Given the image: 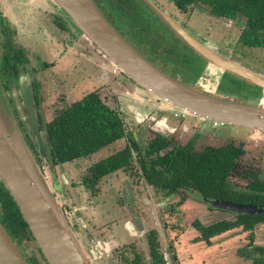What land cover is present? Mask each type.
Masks as SVG:
<instances>
[{
  "label": "flooded vegetation",
  "instance_id": "obj_1",
  "mask_svg": "<svg viewBox=\"0 0 264 264\" xmlns=\"http://www.w3.org/2000/svg\"><path fill=\"white\" fill-rule=\"evenodd\" d=\"M151 1L163 12L167 10H163L159 6H164L162 3L156 0ZM99 3L111 17L115 27L121 31L128 42L144 48L147 53L152 54V56L154 55V57L156 56V62L165 69H181L185 73L194 76V83H191L193 89L198 91L200 87L202 88L212 82L219 92L223 91V89L219 88L220 84L228 86L229 88L239 89L241 90L240 94L244 93L242 91L245 88L248 91L253 90L250 82L243 81L226 71H216L199 54L196 55L200 59L196 58L200 61L193 58L178 46L175 47L174 51L176 54L172 57L176 60L177 64L165 61V59L155 54L148 45V41L151 42L156 39L157 41L163 40L169 44H171V41L159 28L153 16L148 12L141 0H99ZM56 13L59 17L57 18L55 16L54 21L51 22V25L55 29L54 31L51 30V32L48 28H44L45 32H40L39 28H37L33 32V30L28 31L31 28L24 21H16L11 18L13 15L8 14L5 10L3 12L0 4V84L34 163L41 173L45 174L44 171L47 172L46 174L51 179V182H53L56 198L60 196L64 200L66 206H61V209L64 211L63 213L72 231L74 229L77 230V237L79 238L81 248L86 255L88 263L182 264L180 250L178 248L181 245L179 238H183L182 235H185V233L192 236L191 240L186 241L188 246L201 243L206 248L212 246V239L233 233L234 235L240 234V236H243L241 241L238 239L235 243L236 247L231 248L233 249L232 254L236 262L238 264H251V260H246L238 256L237 251L243 249L248 244L249 241L247 238L250 234L253 237L252 245L264 248V245L256 243V228L264 225V219L255 223L251 231H244L242 226H239L216 235L209 239V245H206L203 241H196L199 238V233L192 227V223L198 222L202 226H208L219 221H235L240 216H263L264 208L261 206L239 202L236 197L232 200L223 201L206 200L205 198L199 197L196 193L189 191L178 192L167 198H162L159 190L149 185L141 177L137 164L138 156L132 153L130 157L132 161L99 178L92 176L91 169L102 160L125 151L128 147V141L126 139L128 133L131 135L139 151H143L153 139L166 141L168 145L165 149L159 150V155L177 151L178 149H189L193 155H200L206 149H210L214 155H217L216 153L219 149L232 147L238 149L239 155L230 167L225 183L233 194H247L252 190L251 185L254 183L264 186V177H262L264 172L251 166V161L255 157L254 155H251L252 159L247 158L245 143L255 138L235 140L238 139L235 137L246 136L247 132H254L255 130L225 125L183 111L171 110L168 104L152 98L146 90L134 83L126 74L112 67L109 61L98 50L95 54L100 56L98 66L100 71L98 73V78L100 79L98 80H100V83L98 86L92 87L90 91L82 93V95L79 94L76 90L79 82L74 79L76 78V71H74L75 67L73 68V66H76L75 64L79 62V58L83 60L87 59L90 55L89 53L94 51L88 50L86 44L85 47H81L79 41L80 38H84L74 27L65 22L58 10ZM176 13L180 12L176 10ZM180 14L184 15L185 13ZM168 16L172 18L170 15ZM215 19H223L228 22L241 21L225 18ZM173 20L178 23L175 18ZM178 25L183 29L186 28L182 24ZM47 26H50V24H46ZM242 27L243 24L241 21L239 34ZM25 36L27 37L24 38ZM28 43H31V45L27 46ZM200 43L205 45L204 42ZM236 44L237 48L234 56L239 58L240 56L238 54H242L240 50L242 46L237 42ZM91 46L93 47L94 45L92 44ZM211 50L240 65L238 60L229 58L220 51ZM85 52L88 53L85 54ZM8 54L13 59L6 65L4 57ZM43 56L45 58L41 61ZM30 57L33 58V63H31ZM179 57L184 58L186 63H182ZM27 65H31L28 71L25 68ZM240 66L242 67V65ZM252 72L256 73L255 71ZM32 76H35V78ZM45 77L50 81V85H48L56 97L58 96L57 92L60 91V88L64 92V102L62 104L59 103L60 106H57V110L48 120H45L40 110L41 101L44 97L43 92L45 86H43V82H45ZM33 83L36 84L37 97L39 98L38 105L35 104L32 93ZM69 83L70 86L68 85ZM64 85H66V88H64ZM130 86L133 87L130 88ZM23 87L27 90L31 99L37 120L38 132L34 136H30L24 124L19 120L14 106V99L19 103L21 102V90L24 89ZM104 88L114 90L115 94L110 98L112 104L115 105L114 107L109 105L104 98H101L99 90ZM94 91L99 95L100 100L117 114L122 122L125 135L93 154L63 162L53 160L49 153L50 139L47 124L62 110L79 101L84 95ZM128 91L140 95L139 98L136 96L137 101L135 98L130 97L131 95L128 94ZM261 97L262 92L258 93L257 99ZM123 101L133 103L137 107V112L136 114H132V119L141 128L137 129L138 138L130 128V122L127 121L130 113L123 108ZM47 107L49 106L47 105ZM146 108L154 111L151 113L144 112ZM169 114H171V118L173 119L169 118ZM211 122L217 124L212 125ZM203 123H209L211 127L218 125L231 126V128L241 129L243 134L232 136L234 132H226L223 135L207 133V131L198 127L199 124ZM232 179L241 180L243 184H237ZM2 185L4 186L0 180V186ZM71 190L75 192V196H72ZM168 199L171 202H168L170 207L166 211H168L169 220H173L176 216L179 217L180 221L175 224V229L179 230V234L172 235L170 233V231L172 232V227L167 226V222H163L160 216L163 214L164 209L161 208L163 203L159 200ZM213 201L248 205L261 209L262 213L245 215L222 211L210 206V203ZM197 206L199 207L195 209ZM197 213H199L198 216ZM213 214H221V217L215 219L213 223L209 221L207 223L206 221ZM0 216H2L1 207ZM155 216L159 221L157 223L154 219ZM191 217L193 218L191 219ZM158 225H160L161 229ZM90 227L97 230V237H95L96 235ZM10 237L27 264H42V262L47 264L37 245L32 251L27 250L22 245L23 241H34L33 237L31 238L27 235L26 237H12L10 235ZM85 245L87 248L84 247ZM229 249L222 251V253L228 252ZM183 263L186 264L185 262Z\"/></svg>",
  "mask_w": 264,
  "mask_h": 264
},
{
  "label": "water",
  "instance_id": "obj_2",
  "mask_svg": "<svg viewBox=\"0 0 264 264\" xmlns=\"http://www.w3.org/2000/svg\"><path fill=\"white\" fill-rule=\"evenodd\" d=\"M50 1L81 36L94 44L112 67L126 74L152 98L177 111L264 133V78L198 42L151 0L142 1L182 45L206 59L216 71L229 72L259 88L262 92L260 100L250 97L236 100V96L219 92L215 86L211 87L216 94L212 96L207 93V87H202L203 91L199 92L184 85L178 76L165 74L123 39L96 0ZM14 104L18 118L30 136L37 135L33 104L25 88L21 90V102L14 99ZM0 180L47 264H88L54 196L39 174L4 99L1 85ZM210 206L235 214L262 213L261 209L241 204L213 201ZM0 264H27L1 224Z\"/></svg>",
  "mask_w": 264,
  "mask_h": 264
},
{
  "label": "trees",
  "instance_id": "obj_3",
  "mask_svg": "<svg viewBox=\"0 0 264 264\" xmlns=\"http://www.w3.org/2000/svg\"><path fill=\"white\" fill-rule=\"evenodd\" d=\"M96 1L106 15L107 12L99 3V0ZM166 1L172 4L180 13H186L195 6H204L212 17L241 20L243 27L238 36L237 43L247 48H264V0ZM142 3L144 4L143 1ZM146 9L171 41V44L163 40L157 41L156 39L151 42L148 41V45L155 54L165 59V61L177 64L176 60L172 57L176 54L174 51L175 47L178 46L193 58L197 57L200 59L196 53H193L182 45L156 19L147 7ZM115 28L132 48L143 58L150 61L157 69L167 75L178 76L184 85L192 88L191 83H194V76L185 73L181 69L167 70L160 66L156 62V56L154 57V55L152 56V54L147 53L144 48L128 42L121 31L117 27ZM151 35L154 36L153 33ZM4 58L6 65L13 59L10 54ZM179 60L182 63L185 62L184 58L179 57ZM11 68L13 69L12 66ZM32 87L34 101L38 105L39 98L37 97L36 84L33 83ZM219 88L223 89L221 92L224 94L229 93L230 95L237 96L238 100L247 97L260 100L257 99V96L261 90L254 85L251 87L252 91H248L245 88L242 91L244 93L241 94V90L229 88L228 86H223V84H220ZM47 130L50 139L49 153L51 158L57 162L69 161L93 154L125 135L122 122L117 114L100 100L99 95L95 91L84 95L79 101L58 113L47 124ZM126 139L128 147L125 151L104 159L93 166L91 173L94 178H99L102 175L113 172L132 161L130 158L132 153L138 156L137 164L141 177L149 185L157 188L162 198H167L178 192L189 191L196 193L199 197L206 200L223 201L232 200L236 197L239 202L264 208V186L254 183L251 185L252 190L249 193L235 195L225 183L228 171L239 155L238 149L232 147L222 148L219 149V153H216L217 155H214L210 149H206L200 155H193L189 149H178L177 151L159 155V150L165 149L168 145L162 139L151 140L143 151H139L129 133ZM0 207L2 209L0 224L9 237L10 235L12 237H26L27 235L32 238L18 208L3 185L0 186ZM262 219H264V215L253 217L240 216L235 221H219L208 226H202L198 222H193L192 227L199 233V238L196 241H203L206 245H209V239L236 227L242 226L244 231H251L255 223H258ZM247 239L249 241L248 244L243 249L238 250L237 255L246 260H251V264H264V248L252 245V234L248 235Z\"/></svg>",
  "mask_w": 264,
  "mask_h": 264
},
{
  "label": "rangeland",
  "instance_id": "obj_4",
  "mask_svg": "<svg viewBox=\"0 0 264 264\" xmlns=\"http://www.w3.org/2000/svg\"><path fill=\"white\" fill-rule=\"evenodd\" d=\"M155 1V0H153ZM160 3H162L164 6L159 5L165 12L170 15L172 18H174L178 21V24L184 25L186 28H184L185 31H187L192 37H194L196 40L200 42H204L205 45L211 49H214L215 51H220L224 55L228 56L229 58L236 59L242 65V67H245L247 70L250 71H255L257 74L262 76L264 78V49L262 48H246L242 47L240 48L242 54H238L240 57L237 58V56H234L236 53V48H237V37L239 34V29H240V24L241 21H235V22H228L223 19H215L209 16L208 10L204 6H195L191 9H189L184 15H181L180 13H176V8L168 3L166 0H156ZM165 2V3H164ZM0 4L2 6L3 12L4 10L7 11L8 14L13 15L11 18L16 20V21H24L26 25H28L31 30L28 31H36L37 28H39L40 32H45L44 28H48V30L54 31L53 25H51V22L54 21V17L56 16L57 18L59 17L56 11L58 10L50 0H0ZM168 7V8H167ZM175 10V11H174ZM59 11V10H58ZM60 12V11H59ZM62 15V13L60 12ZM173 16H172V15ZM106 15L109 17V19L112 21L111 17L106 13ZM63 17V15H62ZM64 18V17H63ZM173 18V19H174ZM65 22L68 24L69 22L64 18ZM50 26L46 27V24L48 23ZM113 23V21H112ZM69 25H71L69 23ZM114 25V23H113ZM72 26V25H71ZM115 26V25H114ZM40 27H43L40 29ZM73 27V26H72ZM75 30V29H74ZM51 31V32H52ZM38 33V32H37ZM25 36L24 38H26ZM83 37V36H82ZM84 38V37H83ZM38 42V41H37ZM80 45L81 47H85V44L87 45V49L90 51H94L89 53L90 55L87 57V59H81L79 58V62L75 64L76 75L74 78L79 82V86H76V90L78 91L79 94L82 95V93H85L87 91H90L92 87H96L100 83V78H98V73L99 71V63H100V56L96 55L95 52H98L99 50L95 48L94 46L92 47V43L85 38L82 39L80 38ZM32 43V42H31ZM31 43H28L27 46H30ZM94 45V44H93ZM81 52L82 49L80 48ZM98 50V51H97ZM88 52H85L87 54ZM82 56V54H80ZM31 58V57H30ZM45 57H42V60ZM33 58H31V63H33ZM99 61V62H98ZM31 66V65H30ZM30 66L27 65L25 66L26 70L28 71L30 69ZM35 78V76H32ZM73 79V78H71ZM91 79V81H90ZM43 86L44 87V92H43V99L41 103V112L44 115L45 120H48L53 113L57 110V106H60L64 102L63 99V94L64 92L61 91L62 88H60L57 92L58 96L56 97L55 93H52L49 87V82L46 77L44 78ZM66 82V81H65ZM49 84V85H48ZM70 86V83L68 84ZM214 86V83L211 82V84H207L204 87H207V93H209L212 96H215L211 91V87ZM91 87V88H90ZM133 86H130L132 88ZM64 88H66V85H64ZM69 90V89H68ZM86 90V91H85ZM200 90V91H199ZM199 92L203 91V88H199ZM3 91V90H2ZM99 94L101 98H104L106 102L109 103L111 106H115L111 102V97L115 94L113 89H107L104 88L102 90H99ZM128 94L131 95V98L136 99V93L133 94V92L128 91ZM4 99H6L5 94L3 93ZM152 100V99H151ZM60 103V104H59ZM149 104V102H148ZM47 105L49 107H47ZM123 108L129 112V117H127V121L130 122V128L132 129V132L134 135L138 138V131L137 129L139 128V125L134 123V120L132 119V114H136L137 112V107L133 103H129L128 101H123L122 102ZM174 110V109H171ZM154 110H151L150 108H146L144 112L151 113ZM174 111H177L176 109ZM46 113V115H45ZM145 114V113H144ZM13 116V114H12ZM136 116V115H135ZM169 118H171V114H169ZM14 118V116H13ZM15 120V118H14ZM16 123V121H15ZM16 126L18 128V125L16 123ZM200 129H203L207 131V133L215 134V135H223L226 132H234L232 136L240 135L243 134V131L241 129L237 128H231V126H225V125H218L216 127H211L209 123L206 124H199L198 126ZM19 130V128H18ZM20 132V131H19ZM21 134V133H20ZM246 136H240V137H235L238 139L235 140H246L248 138H255L250 142H246V150H247V158H251V155H254L255 157L252 159L251 163L255 169H260L261 171L264 172V133L258 132V131H252V132H247ZM144 135V134H141ZM22 136V135H21ZM23 138V137H22ZM262 139V140H261ZM24 140V139H23ZM26 144V143H25ZM27 146V145H26ZM36 165V164H35ZM37 166V165H36ZM38 168V167H37ZM39 174L41 178L44 180V182L47 184L49 191L51 194L54 196L55 201L57 203L58 208L60 209L65 221L66 217L64 215V211L61 209L65 207L64 200L59 197L56 198L54 194V186L53 182H51V179L49 176L46 174L47 172L44 171L45 174L41 173L39 170ZM264 177V173L262 175ZM233 182L237 184H243L241 180H236L232 179ZM61 188V187H60ZM72 193V196H75V192L73 190L70 191ZM173 199V198H172ZM177 200V199H175ZM161 203H163V206L161 208L164 209L163 214L160 215L162 218L163 222H167V226L172 227V232L170 233L173 234H179V230H176L175 224H177L180 219L178 216H176L173 220H169V215L167 214L168 211H166L169 207L171 201L168 200H159ZM199 206L195 207L197 209ZM199 213H197V216ZM173 216V215H170ZM228 216V215H227ZM226 216V217H227ZM221 217V214H213L208 218L206 221L207 223H213L215 219H218ZM193 217H191L192 219ZM229 218V217H228ZM154 219L156 220V223L159 222L157 217L155 216ZM190 219V220H191ZM209 221V222H208ZM98 223V222H97ZM68 224V222H67ZM69 226V224H68ZM160 228V225H158ZM186 227V226H184ZM70 228V226H69ZM91 228V227H90ZM161 229V228H160ZM181 229V228H180ZM72 231V229L70 228ZM92 232L95 233V237H97V230L95 228H91ZM74 231V233H73ZM72 233L74 235L75 241L77 242L82 254L85 256L84 251L81 248L79 238L77 237V230H73ZM161 231V230H160ZM196 234V233H195ZM183 238H179V241L181 242L179 246L180 250V257H181V262H185L186 264H238L232 254L231 249V242L223 245V239H212L211 241L212 246L206 248L203 244L197 243L193 244L192 246H188V243L186 241L191 240L192 236H189L188 233H185V235H182ZM232 238V234H229L226 236L225 239L230 240ZM256 243L259 245H264V225H261L256 228ZM83 241V240H82ZM84 242V241H83ZM230 244V245H228ZM22 245L27 249V250H34V247L36 248V244L34 241L29 240V241H23ZM228 246V247H227ZM87 248V246H84ZM228 248L229 251L226 253H222L223 250H227ZM86 262L87 258H86ZM42 264H44L42 262ZM89 264V263H88ZM245 264V263H241Z\"/></svg>",
  "mask_w": 264,
  "mask_h": 264
},
{
  "label": "crops",
  "instance_id": "obj_5",
  "mask_svg": "<svg viewBox=\"0 0 264 264\" xmlns=\"http://www.w3.org/2000/svg\"><path fill=\"white\" fill-rule=\"evenodd\" d=\"M138 98H139V94H135ZM136 100V99H135ZM137 101V100H136ZM230 234H232V238L230 239V240H227V239H225L226 238V236H228L229 234H225V235H222V236H219V237H216V238H214V239H221V238H224L223 240V245H225V244H227V243H229L230 241H233V242H231L232 244H231V247H233L234 248V246L236 245L235 243L238 241V239L241 241L242 240V237L243 236H240V234L239 235H234L233 233H230ZM213 241V240H212ZM228 245H230V244H228ZM228 247V246H227ZM236 247V246H235ZM226 250V249H225ZM225 250H223V251H225Z\"/></svg>",
  "mask_w": 264,
  "mask_h": 264
},
{
  "label": "built area",
  "instance_id": "obj_6",
  "mask_svg": "<svg viewBox=\"0 0 264 264\" xmlns=\"http://www.w3.org/2000/svg\"><path fill=\"white\" fill-rule=\"evenodd\" d=\"M212 123V125H215V124H217V123H215V122H211Z\"/></svg>",
  "mask_w": 264,
  "mask_h": 264
}]
</instances>
